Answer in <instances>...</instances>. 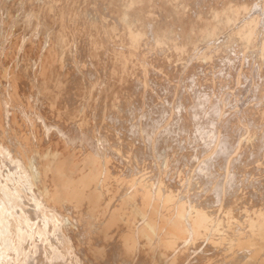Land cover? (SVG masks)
<instances>
[{"label":"bare ground","instance_id":"1","mask_svg":"<svg viewBox=\"0 0 264 264\" xmlns=\"http://www.w3.org/2000/svg\"><path fill=\"white\" fill-rule=\"evenodd\" d=\"M157 1L156 0H141V2H144V4H145L144 8H148L152 4L153 7L152 6L151 7L153 10H154V7L157 10H158V8L161 9L162 10L161 13L163 14V12H164L165 17H167V18L174 17L175 19H177L178 17H183L185 19V21L179 23V24H181L180 28H178V27L176 28L172 24H170L171 26H169L168 24H165L166 22L164 23L163 21H157L161 17L159 16L160 17L159 18L158 16L154 15L153 21H154V19L156 20V17H158V19L156 21L159 22V24H156V26L153 25L151 28L152 29L151 30L152 31L151 36L153 37V42H151L152 40H150V36L148 35V29H147L148 27L143 26V28H140V27L137 28V24H134L132 22L135 26H134V29H131V30H133L134 32L132 31V33H130L128 30H126V27H125V28H122V33L119 34L118 33L119 31L118 32L116 31L114 33V38L115 39L119 38L118 41H120V43L122 45L121 47L107 46V47H105V49H101V48L89 49V48L85 47L84 49H82L84 51V55L86 54L88 57H90L92 62L95 64H93V67L90 66L87 69H83V70L82 69L79 70V68H80L79 67L78 71L75 68V66H74V68L76 70L74 68H73L74 70L72 69L74 63H72V62L70 63V66L72 64L71 68H69L70 66L66 67V64L69 63L68 62L69 60H66L67 63H65V59H67L66 57L70 58L74 54L72 52V48H71L72 37L69 36V33H65L64 31L62 32V30H60V31L56 30L55 35L58 38V42L56 43L57 46L56 47L55 46L50 47L47 50V52L44 54L43 59H41L39 61L36 59H30V58L28 59V56L26 55L27 53H25V55H23V56H20V61H19L18 65L14 67L15 69L13 71H12V69H10L7 85H5V86L2 85L3 87L1 86L2 89L5 91V93H2L3 91L1 92V90H0V152H3V154H5V153L9 154L10 152H12V148H13L12 146H14V148H16V151L14 152V154H12V157H13L14 161H17V163L22 168H24L26 170V172L29 176V179H30L29 183L32 184L31 187H35V188H33L34 192H32V193H34L35 197L38 199V202H39L37 207L34 208L35 211L32 208H30V211L28 213V221L27 220L22 221L19 219H16V220L13 219V221H12L11 220L12 215L10 217L6 215L7 213H8V215H9V213L11 214V212L10 211L7 212V210H6L7 213H5V215L0 216V228L1 227L4 228L3 238H2L1 242L3 245L9 246L10 242L16 240V238H19L18 236L23 235V234L26 236V234H27L26 232L32 231V230H30L32 228L31 223H32V221L36 222L35 221L36 219H38V220L42 219L45 223V224L43 223V225H45L47 227L46 229L48 231V232L46 231L44 226H43L44 231L42 230L43 228L41 229L43 232H41V231L39 232L36 229L38 234H40V235H42V233L46 234V237L45 236L43 237L44 242L43 241L37 242V243H35L34 246L32 244L31 250H26V254L22 251L26 255L25 260H23L25 262V264H241L240 259L243 256L242 253H246L245 257H248V261L246 263L243 262L246 259L244 257L245 259L242 261L244 264H264V205L261 206L260 208H253V206H252L253 204H251V202L246 204L248 201L246 202V192H244V188L246 186H250L253 182H252L251 178L249 177L250 175L246 171L247 167H246V164L243 162V160H242V162L244 163V166H242L241 162L235 163L236 156H228L231 149H233L236 146L235 141L238 140V138L236 139L235 137L238 135H236L235 137L233 136L234 138L232 137L234 139V142H235L233 144L234 145L233 146L231 142H229V144L220 142V140L223 141V140H226L227 138L226 139L223 138V140H222L221 139L222 136H221V138L218 136V130H215L217 128L219 129V127L221 128V126H224L222 124L226 121V119H224L225 114H224V116H222L225 121L222 122V119L220 117V119H221L220 123H222V124H221V126L219 125L218 127L216 124L217 122L215 120H214V122H216V123L211 124V126H210L208 120H211V119L206 118L207 119L206 123L209 124L208 125L209 127H212V125L213 126L216 125L215 126L216 128L214 127L215 129H212L210 132H208L209 127H207V132H203L204 136L206 135L205 139L209 135V139L211 140L210 142L215 143V144H213V147H212L213 151L211 153L209 152L206 155V157H204L203 159L200 158L202 162H200L201 163L200 165L199 164L197 165L199 167V173L198 174L195 173L197 175L196 177H198V180L194 181V179L188 178V179L183 181L180 178L184 183H181L180 186H178V185H176V182H173L171 180V177H169L173 173L172 172L171 174H169V172L171 171L170 170L171 165H172L173 161H175L174 159L176 157H178V156L174 157L175 150L176 151L178 150V149L174 150L175 146H173V144H172V142L175 143L174 142L175 140L172 139L173 141L170 142V140L172 138L171 133L174 131L173 127L176 128V126H175L176 124L173 123V119L176 116H174V114L168 116L165 119V122L163 124V129H162V126H161V128H159V125L164 120L161 122H159V120L158 121L153 120V114L152 113H151L152 115L150 113H147L145 120H143L145 117V114H142L144 117H141L140 116L141 114L137 115L139 113L138 111H140L141 109L138 108L139 110H136V107H135L136 101L134 102V100L136 99L135 94H138L137 93L138 91H136V89H137L136 85H138V84L134 83V81H135L134 79H136L138 81V79H137L138 76H137V78H135L136 77L135 73H137L136 69L138 67H140L142 69V72L144 74L143 79L141 76H139V77H141L142 82H143V87H142L143 92L139 93L142 96V97L139 96V98L141 99V102H142V108H144V106H145V96H146L148 88H149L147 80H146V78H147L146 77L147 67L145 65H143L139 61V58H138L139 57L138 54H139L141 48L144 47V45H150L151 46L150 49H153V51H154V49L159 50L160 48H162V49L168 48V49H170L169 50L170 52L172 51L177 56H179V57L182 56V58H183L184 55L188 56L189 52H190V54L193 55L191 50L196 49L198 47L199 44L197 43V39H196L197 38L196 36L198 34H200L201 36L203 35L202 39L205 40L204 41L205 44L208 43L209 46L207 45L208 46L207 48H209V50L212 52L213 51L215 52L216 49L221 47V44H220V46L219 45L217 46L215 43L213 44L212 41H216L218 38H220L221 35L225 34L227 36L225 38L226 43L223 44V46H222L224 49V48H226L225 46H228V45L230 46V44H233L236 42L237 38L239 37L238 35H237L238 37L236 36L237 29H239L240 26L246 27L245 26L246 24L243 21L252 16V9L247 10L246 13H242L243 15H241L240 17L238 14L242 11V8H244L243 6L245 5V3H246V5H250L254 9L253 3H251L249 0H216V2H214L215 3L214 7L212 6L213 8L212 9L210 8V12L205 17V19L199 20L198 14L194 16V15H192L193 13L190 14L188 12V8H189L188 3H190V2H188V0H174L173 4L169 8H165V6L163 4H161L162 3L161 1H159V0H157ZM206 1H208V0H206ZM198 3L199 2H197V5H198ZM255 3H257V2H255ZM176 6H180V9L178 11L175 9ZM250 6H249V8H251ZM255 6H256V4H255ZM249 8H246V9H249ZM200 9H201V7H200ZM260 9H262V8H260ZM85 10H86V8H85ZM105 10H107V9H105ZM157 10H155V11L157 12ZM80 11L82 13V10H80ZM196 11H194V12L196 13ZM83 12H87V11L83 10ZM90 12H92V11L90 10ZM159 12H160V10H159ZM92 13H94V12H92ZM45 15H47L46 18H48V16H51V14H49V13H45ZM97 15H99V14H97ZM83 16H85V15H83ZM89 16L91 17V15H89ZM89 16H88V18H89ZM99 17L102 18L103 16L99 15ZM138 17H140V16H138ZM49 18H51V17H49ZM119 19L123 20L122 14H121ZM51 21H54L55 26H56V24H58L57 20L52 19ZM248 21H250V20H248ZM226 22H229V24H230V22L231 23L236 22L237 23L236 27H235L236 32H234V31L231 32V30H228V28L224 25ZM262 22L264 23V20H262L261 22L260 21L257 22L258 23V29H259L258 31H260V37L261 38L264 37V32H263L264 29L262 30V28L260 26L262 24ZM243 23L245 25H242ZM50 24H51V22H49V24H47V25L50 26ZM250 25H252V24H250ZM213 27L214 28L217 27V30L211 31V29ZM230 27H231V25H230ZM248 30H249V28H248ZM253 30H254V28H253ZM132 35L133 36L135 35V37H133ZM254 36H256V33L254 34ZM256 37H258V36H256ZM198 39H199V37H198ZM240 39H239V42H240ZM115 42H117V40ZM149 42H151V43H149ZM202 42H203V40H202ZM210 42H212V45H210ZM217 43H219V42H217ZM254 43H256V42H254ZM260 43H261V41H260ZM116 44H118V42L115 43V45ZM246 45H248V44L246 43ZM255 45H253V46H255ZM263 45H264V43H263ZM248 47L249 46H247V48ZM234 49H235V47H234ZM234 49H233V51H234ZM156 50H155V52H156ZM199 50L201 51V49H199ZM205 50H206V48H205ZM207 50L203 53L201 52V54H200V52H199V54L197 53V56L200 59L201 58L208 59L209 57H211V55L214 52L210 54L209 51H207ZM231 50H232V48H231ZM196 51H198V50H196ZM203 51H204V48H203ZM218 51H219V53L221 52V54H222L221 50H218ZM233 51H231V52H233ZM193 52H194V50H193ZM165 53H167V52H165ZM228 53H227V55H228ZM236 53L238 54V52H236ZM236 53L234 56H236ZM168 54H169V52H168ZM168 54H166V55H168ZM225 54L226 53L223 52V55H225ZM152 55H154V54H152ZM166 55H164V57ZM217 55H218V53H217ZM230 55L232 56V53ZM251 55H253V54H251ZM231 56H227V57H230V59H231ZM241 56H240V58H241ZM248 56H243V57L248 58ZM150 57L152 58V56H150ZM158 57H160V56H158ZM168 57H170V56L168 55ZM222 57H224V56H222ZM237 57H239V56H237ZM188 58L191 61V59H190L191 57H188ZM188 58H186V59H188ZM225 58H226V56H225ZM225 58L220 59V60H224ZM152 59H154V57ZM186 59H185V61H186ZM206 59L204 60L205 62H206ZM217 59H218V57H217ZM230 59H228V60H230ZM232 59H231V62L233 63V60L237 59V58L235 57L233 60ZM148 60H149V58H148ZM166 60L170 61L169 58ZM238 60H236V62H238ZM249 60H251V59H249ZM161 61H163V60H161ZM199 61L201 62V60H199ZM214 61H215V59H214ZM241 61H243V59ZM156 62H158V61H156ZM221 62L218 65H221L223 63V62L222 63ZM236 62H234L235 65H236ZM185 63H188V62L186 61ZM195 63H196V61H195ZM226 64H227V62H226ZM178 65H180V64H178ZM188 65L193 66V64H191V63ZM211 65H212V63H211ZM230 65L232 66V64H230ZM237 65H236V68L239 67V66L237 67ZM76 66H77V64H76ZM184 66H185V64H184ZM199 66L204 67L203 63ZM221 66L225 67V64L221 65ZM226 66L229 69V67H228L229 63ZM164 67H166V66H164ZM179 67L182 68L181 66H179ZM211 67H213V66H211ZM176 68H177V66H176ZM221 68L219 67V69H221ZM233 68H235V67L233 66ZM194 69L195 70L197 69V71H198V68H194ZM199 69H200V67H199ZM204 69H205V67H204ZM204 69H203V71H204ZM156 70L157 69H155V71ZM189 70H190V68H189ZM232 70H236V69H232ZM242 70H243V68H242ZM186 71H188V70H186ZM209 71H210V68H209ZM240 71H241V69H240ZM179 72H181V71H179ZM201 72H202V70H201ZM223 72L221 75H223V78H225V75H228V74H225L227 72V70L225 71V73H223ZM231 72H233V71H231ZM235 73H236V71L234 72V74ZM137 74H139V73H137ZM182 74H183V71H182ZM187 74H186V76H189ZM189 74L191 75V72ZM216 74L217 73H215L214 75H216ZM230 74L231 73H229V75ZM237 74H235V75L237 76ZM242 74L243 73L241 72V75ZM201 75L202 74H198V77ZM241 75L239 77L243 78V76H241ZM257 75H259V74H257ZM195 76H197V75H195ZM210 76H212V74H210ZM210 76L208 78H210ZM244 76H246V75L244 74ZM248 76H250V75H248ZM149 77H150V75H149ZM168 77H171V76H168ZM191 77H192V75H191ZM239 77H237V78L239 79ZM152 78H154V77L152 76L151 79ZM203 78H204V76H203ZM181 79H183V78H181ZM215 79H217V77ZM215 79L213 82L218 80V79L217 80H215ZM226 79H227V77H226ZM247 79L248 78L246 77V80ZM262 79L263 78H261V80ZM177 80H178V78H177ZM201 80H202V78H201ZM246 80L244 82L247 83V81H249V80H247V81ZM197 81H200V80H197ZM258 81L256 82V84L260 82V81L259 82ZM170 82H172V81H169V83ZM186 82H188V81H186ZM226 82L227 81H225V83ZM71 83L73 85L75 84V86H72ZM158 83H161V82L157 81V84ZM189 83H190V81H189ZM208 83H209V81L206 84H208ZM215 83L219 84V82H215ZM241 83H242V81H241ZM214 84L213 85L211 84V85L214 86ZM222 84H223V82H222ZM178 85L182 86L180 84H178ZM192 85H194V84H192ZM219 85H221V83ZM248 85H250V84H248ZM71 86L76 87L75 88V90L77 89L76 93H75L76 96H79L78 97L79 99L83 98V103H82V101H80L82 105L78 104V102H77L78 98L75 97V94L73 97H75L77 100L76 101L74 100L73 104L70 100V103H69L68 100L72 97V96L68 97V95H71L70 94L71 93L70 92ZM205 86L206 85L204 83V87ZM230 86H231V84H230ZM172 87H174V86H172ZM193 87L197 88V86H193ZM238 87H239V85H238ZM246 87H248V86H246ZM208 88H207V91L210 90ZM224 88H227V86L223 87L222 89H224ZM250 88H252V86H250ZM253 88H254V86H253ZM257 88L259 89V87H257ZM257 88H254V89H257ZM181 89L183 90V86H182V88H180V90ZM187 89H188V87H187ZM198 89H200V86L198 87ZM204 89H203V91H204ZM190 90H189V92H190ZM200 90H202V89H200ZM200 90H198V91H200ZM216 90H214V88H213L214 92ZM221 90L219 91V88H218L217 91L221 92ZM241 90L243 92L244 89L241 88ZM172 91H173V89H172ZM177 91H179V90H177ZM213 91H211V92H213ZM244 91L246 92V90H244ZM73 92H75V91H73ZM168 92H170V90ZM185 92H184L183 96H186ZM245 92H243V93L245 94ZM247 92H248V90H247ZM253 92H257V91H253ZM151 93H153V92H151ZM179 93L181 95L180 91H179ZM190 93L192 94V92H190ZM239 93H240V91H239ZM182 94H183V91H182ZM194 94H195V92H194ZM219 94H221V93H219ZM249 94H251V92ZM159 95H161V93ZM180 95H179V98H180ZM196 95L198 96V93ZM200 95H202V93H200ZM208 95H209V92L207 93V95H204V96L209 97L211 94L209 96ZM229 95H230V93H229ZM256 95H257V93H256ZM259 95H261V97H262V94H259ZM158 97H160V96H158ZM214 97H216L215 94L213 95L212 99H215V101L217 102L219 99H216ZM245 97L243 95L244 99H245ZM263 97H264V95H263ZM67 98H68V100H66ZM162 98H163V96H161V99ZM194 98H193L192 102L194 101ZM196 98H198V97H196ZM222 98H223V96H222ZM235 98H237V97H235ZM250 98H249V100H250ZM190 100H191V97H190L189 101ZM233 100H234V98H233ZM247 100L248 99L246 98L245 101L247 102ZM157 101H159V100H157ZM176 101H179V100H176ZM199 101H200V99H199ZM206 101H208V100H206ZM215 101L213 103H215ZM226 101H224V103ZM257 101H259V100H257ZM257 101H254V102L257 103ZM5 102H9L12 106L16 105L19 108L18 110L22 113L23 116L22 117L20 116V118H19V116H18L19 114L16 113V116L8 117L7 114H4V111L6 110V108H4V106L1 103H5ZM75 102L77 103L76 106L74 105ZM221 102H223V100ZM262 102H263V100H262ZM200 103L201 104H199V102H198L199 106L202 105V102H200ZM213 103H212V108H214ZM251 103H253V102H251ZM260 103L261 102L259 101V104ZM134 104H135V106H134ZM182 104H185V103H182ZM204 104L206 105V103H204ZM204 104H203V106H204ZM245 104H243L244 107H245ZM165 105H166V103H165ZM176 105H177V103H176ZM209 105L211 106V104H209ZM221 105H222V103H221ZM257 105L258 104H256V106ZM203 106H200V108H202ZM223 106L224 105H222L221 107H223ZM238 106H240V105L238 104ZM179 107H177L178 111H177V108L175 109L177 112H179V109H181ZM221 107L216 106V108H221ZM257 107L260 108L261 106L259 107V105H258ZM165 108H166V106H165ZM174 108H175V106H174ZM207 108H209V106ZM242 108H241V110H242ZM188 109L190 110V107ZM193 109H194V107H193ZM233 109H239V108H233ZM155 110H157V109L155 108ZM215 110H217V109H215ZM220 110H217V111L219 112ZM244 110H245V108H244ZM206 111H209V109ZM229 111H227V112H229ZM26 112H27V114L31 115V117H28L29 118L28 123H32V125H33V128L30 130H29L28 126L26 127V124H24L25 119H26V117L24 118V115ZM128 112H130V115H127ZM170 112H171V110H170ZM177 112H176V114H177ZM187 112H189V111L187 110ZM193 112H194V110H193ZM230 112H232V114H230V115H234V114H235V116L238 115L237 112L234 113L233 110ZM246 112L248 114V111H246ZM246 112H245V114L240 113V115H244L246 117ZM258 112H260V111L258 110ZM182 113H184V112H182ZM185 113H184V115H185ZM215 113H216V115H218L217 112H215ZM148 114L150 116H148ZM200 114H201V112H200ZM202 114H203V111H202ZM202 114L200 115L201 119L202 118L204 119V117H207L206 116L207 113L205 114V116L203 115V117H202ZM156 115H157V113H156ZM222 115H223V113H222ZM230 115H228V121H229V117H231ZM197 116H199V113L197 114ZM214 116H215V114H214ZM252 116H251V118H252ZM125 117L127 118L126 122H128V120H131V125H132L131 129H128L129 126H127V123H123V122H125L124 121ZM128 117H129V119H128ZM164 117H165V115H164ZM192 117H194V116H192ZM192 117L187 114L183 118L184 123H185V125H184L185 127H186V125L188 126V128H192V127L196 126V123L198 120L197 121L195 120L196 123H195V125L193 124L194 126L189 127L190 124H192ZM245 117H243L244 118L243 120H245ZM239 118H241V117H239ZM198 119H200V118H198ZM218 119H219V115H218ZM236 119H237V121L239 120L238 117ZM151 120H153V121H151ZM235 120H232V121L237 122ZM243 120L240 119V122L238 121L237 124L239 123V124H241L242 127L247 128L246 129L247 133H245V134H248V137H250V138L254 137V135H255L254 133H257V132H255V130H254V133H253V129L251 127L256 125V123L254 125H250L251 127L249 129V127L247 126V124H249V122L246 124L243 122L244 123L243 124L242 123ZM253 120L254 119L252 118L251 121L253 122ZM175 121H176V119L174 120V122ZM232 121H230V123ZM257 121H258V119H257ZM263 121H264V119L262 120V123H263ZM71 122H75V124L74 123L72 124ZM234 122H232V123H234ZM179 123H181V122H179ZM179 123H178V125H179ZM198 123H200V122H198ZM201 123L203 124V122H201ZM210 123H211V121H210ZM258 124H260V122ZM199 125H198V128H199ZM232 125L230 124L231 127H232ZM230 126H229V129H227V130L231 129ZM93 127L98 128L97 131H99L100 135L98 132L93 133L94 132L93 130H95ZM233 127L235 128V126H233ZM237 127H238V125H237ZM260 127H258V129ZM92 128H93V130H92ZM180 128H181V126H180ZM160 129H162V130H160ZM201 129L203 131V127ZM236 129H234V130H236ZM238 129H240V128L238 127ZM191 130H190V132H191ZM220 130H223V129H220ZM28 131H30V132H28ZM183 131L182 132L180 131L181 135H182ZM186 131H188V130H186ZM230 131H233V130H230ZM177 132H179V131H177ZM222 132H224V130ZM187 133L185 132V134H187ZM194 133L199 134L197 131ZM194 133L192 131V135L195 137ZM207 133H209V134H207ZM226 133H228V131ZM231 133L232 132H230V134ZM234 133L237 134V130H236V132L234 131ZM189 134H191V133H189ZM172 135L174 138V134H172ZM199 135H197V136H199ZM221 135H223V133ZM227 135L228 134H226L225 136L227 137ZM231 135H233V133ZM258 135L259 134H257V136ZM181 137L179 136V138H181ZM201 137L203 138V140L202 141L200 140V141H201V143H203L204 137L200 136V138ZM239 137L244 138L243 136H241V134ZM259 137H257V138H259ZM263 137H264V135H263ZM263 137L261 136V139ZM193 138H192V140H195ZM261 139H259V141ZM228 140H229V138H228ZM250 140L253 141V139H250ZM97 141H99V142L97 143ZM177 141L179 142V140H177ZM182 141H183V139H182ZM197 141H199V139L196 140L195 143H197ZM200 141H199V143H200ZM205 141H207V140H205ZM240 141H241V139H240ZM262 141L263 140H261L260 142H262ZM185 142H187V141H185ZM260 142L257 143V145L261 144ZM180 143H178L176 145H179ZM220 143H222L223 146H221ZM244 143L246 144V142H244ZM253 143H256V142L253 141ZM183 144L184 143L182 142V145ZM203 144H205V146H206V143H203ZM99 146L101 148H99ZM161 146H163L164 151L162 149L163 153L159 154L160 151L158 152V150H160ZM183 146H185V145H183ZM183 146H182V148H183ZM200 146H202V144H200ZM211 146H212V144H211ZM239 146L240 145H238V149H239ZM249 146H251V145H249ZM249 146L247 144V147H249ZM255 146H256V144H255ZM219 147H221L220 150L218 149ZM240 147L243 148L242 146H240ZM252 147L253 146H251V148ZM261 147H258V148L256 147V148L259 149ZM190 148H191V150H193V147H189V149ZM201 148L202 147H200V149ZM206 148H208V145L206 146ZM251 148H250V150H251ZM99 149H101V151H102L101 153H99V151H100ZM171 149H172V151H171ZM204 149H205V147H204ZM183 150H185V149H183ZM188 150H187V152H188ZM194 150H195V148H194ZM218 150H219V152L217 153L216 151H218ZM259 150H260L259 152L262 151V149H259ZM23 151L28 152V155L26 157L23 156V153H22ZM146 151L147 152L149 151V154L147 153L149 156L146 155ZM156 151L158 152V154L156 153ZM181 151H180V153L182 155L183 151L182 152ZM234 151H236V150H234ZM194 152H193V154H194ZM204 152H205V150H204ZM204 152L202 153L203 155H204ZM239 152H238V154H240ZM263 152H264V150H263ZM200 153H201V151H200ZM214 153L216 154L215 156H213ZM232 153H235V152H232ZM185 154H187V153H185ZM191 154L189 156H191ZM193 154H192V157L194 156ZM218 154L219 155L222 154V156L219 157ZM246 154H247V152H246ZM248 154H250V153H248ZM258 154L259 153L257 152V155ZM196 155H197V153H196ZM247 155L246 156L242 155V156L247 157ZM250 155H252V154H250ZM257 155L255 154V156H257ZM146 156L153 158L151 161H148V162L149 163L152 162V166H151L152 170L150 169V172H154L155 174L148 173L149 171L147 172L144 169L145 166H143V169H142V166H141V168L139 167L140 161L142 162V164H144L143 159ZM189 156L186 157V159L191 158ZM249 156H248V158H249ZM260 156H262V153ZM182 157L184 160L185 156L182 155ZM196 157H198V156H195L194 158H196ZM194 158H192L193 161L196 160V159L194 160ZM248 158H246V160H248ZM260 158H262V160L264 159L263 157H260ZM260 158H256V159L260 160ZM0 159H1V156H0ZM176 160H179V159H176ZM199 160H196V161H199ZM237 160H240V159H237ZM249 160L254 161L256 163L255 159L252 160V158H249ZM145 161L147 162L146 159H145ZM0 162H1V160H0ZM134 162H135V164L139 163V165L137 166V164H136V167L135 168L133 167L131 169V167H132L131 165L132 164L134 165ZM125 163L130 164L129 165V166H131L130 169L127 170ZM185 163H188L187 160ZM247 163L249 164V161ZM252 163L253 162H251L250 166L252 165ZM1 164H3V163H1ZM180 165H182V164H180ZM191 165H192V162H191ZM253 165H256V164H253ZM183 166H184V164H183ZM188 166H189V164H188ZM219 166L225 167L226 172L221 173V170L223 167L220 168ZM147 167H150V166H147ZM173 167H174V165H173ZM180 167H182V166H179V168ZM191 167H193V166H190V168ZM217 168H219L220 172L218 171L219 172L218 175H215ZM252 168H254V166ZM173 170L175 171V168ZM188 170H189V168H188ZM196 170H197V168H196ZM140 171H142L141 175L138 174ZM179 171L181 172V170H179ZM187 171L185 173H187ZM191 171H190V173H191ZM243 171H244V173L240 174ZM225 174H227V176H228L227 177L228 183L227 182L225 183L227 186L223 185L225 179L224 178H223V180L221 179V176H224ZM173 175H174V173H173ZM180 175L178 173V176H180ZM186 176L187 175L185 174V177ZM188 176H189V173H188ZM175 177L173 178V180H175ZM179 180H175V181H179ZM220 181L223 182L222 185L225 188L219 187L218 184L220 183ZM222 185H220V186H222ZM26 186H28V185H26ZM156 189H157V191H156ZM159 190L160 191L162 190L163 192H166V193H168L169 196H171L170 202L172 201V199H174L173 203L175 204V206H174V204H173V206L176 209L175 211L177 212V213L176 212H174V213H176L177 216L180 215L179 217H181V218L178 217V221L175 223L170 221L171 223H174V225H172L171 227L166 226L168 228V230L166 228L167 232L163 233V235L161 232V227H163L162 225H164V229H165V225H168L167 223L169 221H167V220H166L167 222L164 221L165 217L163 218V215L161 213L162 210L161 211L158 210L159 208L157 209L156 206L153 205V199L155 198V193L156 192L158 193ZM230 191H232V192H230ZM233 192H234V196H233ZM226 193H228L230 195L232 194L231 196H233V197L229 196V198H227V196L225 195ZM158 195L160 196L159 193H158ZM168 195H165V196H168ZM169 196H168V198H169ZM187 196H188V199L186 198ZM6 198L7 199H4V200H6L7 202L8 201L13 202V200L16 197L14 195L13 196L7 195ZM159 199L160 198H157L156 200H159ZM162 200H163V198H162ZM164 200L166 202V198ZM24 202L26 203L25 200H24ZM155 202L157 204L159 203L157 201H155ZM160 202H161V204L160 203L159 204L161 206L163 204H165V203H162V201H160ZM167 202L170 203L169 201H167ZM2 203L4 204L3 201H2ZM13 205H15V202L13 203ZM5 206H8V205H5ZM10 206H9V208H11ZM1 207H2V205H1ZM157 207H159V205ZM4 208H6V207L3 206L2 210ZM162 209H163V207H162ZM167 209H169V208L167 207ZM173 209L170 208V210H172V211H173ZM164 210H165V208H164ZM167 211L168 210H166L165 212H167ZM168 215H169V213H168ZM170 215H171V213H170ZM177 216H176V218H177ZM221 216H222V218H221ZM45 217H47L48 219L46 220ZM171 218L172 217L170 216V219L168 218V220H172ZM176 218H175V221L177 220ZM214 220L215 221L218 220V221L215 222ZM243 227H244V229H243ZM24 231L26 234L24 233ZM23 238H25V237H23ZM26 239H27V236H26ZM28 239H29V237H28ZM25 240H24V242H25ZM26 241H28V240H26ZM34 241H35V239H34ZM14 242H19V241L17 240ZM21 242H19V243H21ZM22 244H26V242L22 243ZM27 244L29 245V243H27ZM21 247L22 246H20L19 250L21 249ZM27 247H23V248H27ZM6 248H8V247H5V249ZM13 250H14V247H13ZM11 251H12V249H11ZM15 251L17 252L16 249H15ZM15 251H14V253H16ZM27 253H29V254H27ZM22 255L23 254H21V256ZM10 257H12V258L8 257L10 259V260L7 259L8 261L6 259H5V261L3 260L4 264H8V263L18 264L19 263L20 256L17 257V256H15V254H13V255L10 254ZM11 259H13L12 261L14 263L11 261ZM2 264H3V262H2Z\"/></svg>","mask_w":264,"mask_h":264},{"label":"rangeland","instance_id":"2","mask_svg":"<svg viewBox=\"0 0 264 264\" xmlns=\"http://www.w3.org/2000/svg\"><path fill=\"white\" fill-rule=\"evenodd\" d=\"M157 1V0H156ZM159 1H161L162 3L161 4H163L164 6H165V8H169L172 4H173V1L174 0H159ZM195 3H194V2ZM206 0H188V2H190V3H188V5H189V8H188V12L190 13V14H192V15H197L198 14V18H199V20H201V19H205V17L209 14V12H210V8L212 9L213 7H214V5H215V3L214 2H216V0H208V1H206ZM251 3H253V7H254V9L250 6V5H246V3H245V5L243 6L244 8H242V11L238 14L239 15V17L241 16V15H243L242 13H246L247 12V10H250V9H252V16L250 17V18H248V19H246V20H244L243 22L246 24H242V25H245L246 27H244V26H240L239 27V29H237V34H236V36L240 39V42H239V39L237 38V40H236V42L235 43H233V44H230V46L228 45V46H225L226 48H224L223 49V44H225L226 43V35L225 34H223V35H221L220 36V38H218L216 41L217 42H219V43H217L216 41H212L213 42V44L215 43L217 46L219 45L220 46V44H221V47H219L218 49H216L215 50V52L213 53L212 51H210L209 50V48H207L209 45H208V43L207 44H205V40L204 39H202L203 38V35L201 36L200 34H198L196 37V39H197V43L199 44L198 45V49L196 48V49H193L194 50V52H193V50H191V52L193 53V55L192 54H190V52L188 53L189 55L187 56V55H184L183 56V58H182V56L181 57H179V56H177L176 54H174L172 51L170 52L169 50L170 49H168V48H164V49H162V48H160L159 50L161 51H159V50H156V49H154V51H153V49H150L151 48V46L150 45H144V47H142L141 48V50H140V52H139V54H138V58H139V61L143 64V65H145L146 67H147V74H146V80H147V83H148V86H149V88H148V91H147V94H146V96H145V106H144V108H142V102H141V99L139 98V96H141V94H139L140 92H143V82H142V79H143V72H142V69L140 68V67H138L137 69H136V72L137 73H139V74H137V73H135V78H137V76H138V81L136 80V79H134L135 81H134V83H136V84H138V85H136V91H138L137 93L138 94H135L136 96V99L134 100V102L136 101V106H135V104H134V106L136 107V110H139V109H141L140 111H136L138 114L137 115H140L141 117H144L142 114H145V117H144V119L143 120H145V118H146V115H147V113H152L153 114V120H159V122H161V121H163V122H161V124L159 125V128H161V126H162V129H163V124H164V122H165V119L168 117V116H170V115H172V114H174V116H176V117H174V119H173V123L174 124H176L175 126H176V128L175 127H173L174 128V133L172 132L171 133V136H172V138H171V140H170V142H172L173 140L172 139H174L175 141V143H173L172 142V144H173V146H175L174 147V150L175 149H178L177 151L175 150V152H174V157H176V156H178V157H176L174 160L177 162H175V161H173V163H172V165H171V168L173 167V165H174V167L171 169L170 168V172H169V174H171L172 172L174 173V175H173V173L171 174V176H169V177H171V180L173 181V182H176V185H178V186H180V184L181 183H184L183 181L184 180H186V179H188V178H191V179H194V181H196V180H198V177H196L197 175L196 174H198L199 173V167L197 166L198 164L200 165L201 163L200 162H202L201 161V159H203L204 157H206V155L210 152H212L213 151V149H212V147H213V144H215L214 142H210L211 140L209 139V135L206 137V139H205V136H204V133L203 132H207V127H209L208 125L210 124V126H211V124H215L216 122V124H217V127L220 125L221 126V124L222 123H220L221 122V119H222V122H224L225 120L224 119H226V121L222 124V125H224V126H221V128L219 127V129L217 128V129H215L216 127V125H212V127H209V129H208V132H210L212 129H215V130H218V136L221 138V136H222V140H223V138H227L226 140L228 141H226V140H223V141H221L220 140V142H223V143H226V144H229V142H231L232 143V145L236 142V148L234 147L233 149H231V151L229 152V154H228V156H236V158L237 159H240V160H237L236 158H235V163H239V162H241V164H242V166H244V163L246 164V167H247V172H248V174L250 175L249 177L251 178V180H252V184L250 185V186H246L245 188H244V192H246V204H248L249 202H251V204H253L252 206H253V208H260L261 206H263L264 205V159L262 160V158H260V157H263L264 158V152H263V150H264V137H263V135H264V121H263V123H262V120L264 119V97H263V95H264V45H263V43H264V37H260V31H258L259 29H258V23L257 22H261L262 20H264V0H249ZM158 2V1H157ZM197 2H199L198 3V5H197ZM204 2V3H203ZM255 2H257V3H255ZM192 3V4H191ZM206 3V4H205ZM103 4V5H102ZM209 4V5H208ZM255 4H256V6H255ZM260 4V5H259ZM200 5V6H199ZM202 5V6H201ZM207 5V6H206ZM86 8V10H85V8ZM151 6H152V4H151ZM148 7V8H144L145 7V4H144V2H141V0H0V90H1V92L2 93H5V91L2 89V87L3 86H5V85H7V81H8V78H9V72H10V69H12V71L15 69L14 67L15 66H17L18 65V63H19V61H20V56H23V55H25V53H27L26 55L28 56V59L30 58V59H36V60H41V59H43V56H44V54L47 52V50L50 48V47H52V46H57V42H58V38L56 37V35H55V32H56V30L57 31H60V30H62V32L64 31L65 33H69V36H71L72 37V41H71V48H72V52L74 53L73 54V56L72 57H66L67 59H65V63H67L66 62V60H69L68 62V64H66V67L67 66H70V63L72 62V63H74L73 64V67H72V64H71V66L69 67V68H71L72 67V69L74 68V66H75V68L77 69V71H78V68H79V70H83V69H87L88 67H93V64H95V63H93L92 62V60L90 59V57H88L86 54V56L84 55V51L82 50V49H84L85 47H87V48H89V49H91V48H101V49H105V47H107V46H111V47H113V46H117V47H121L122 45H121V43H120V41H118L119 40V38H117V39H115L114 38V33L117 31H119L118 33L120 34V33H122V28H125L126 27V30H128L130 33H132V31L133 30H131V29H134V24H137V28L138 27H140V28H143V26H145V27H148L147 29H148V35L150 36V40H152L151 42H153V37L151 36V34H152V26L154 25V26H156V24H159V22H157V21H163L165 24H168L169 26H171L170 24H172L173 26H175L176 28L178 27V28H180L181 27V24H179V23H181V22H183V21H185V19L183 18V17H178L177 19H175L174 17H169V18H167V17H165V13L163 12V14L161 13L162 12V10L161 9H159L158 8V10L154 7V10L152 9V7ZM192 6V7H191ZM213 6V7H212ZM249 6L251 7V8H249ZM198 7V8H197ZM200 7H201V9H200ZM203 7V8H202ZM231 7V6H230ZM229 7V8H230ZM128 8V9H127ZM246 8H249V9H246ZM260 8H262V9H260ZM105 9H107V10H105ZM177 11L180 9V6H176V8H175ZM195 9V10H194ZM199 9V10H198ZM80 10H82V13H81V11ZM83 10L84 11H87V12H83ZM90 10L92 11V12H94V13H92V12H90ZM155 10H157V12L155 11ZM159 10H160V12H159ZM193 10V11H192ZM197 10V11H196ZM105 11V12H104ZM194 11H196V13L194 12ZM90 12V13H89ZM156 12V13H155ZM45 13H49V14H51V16H48V18L49 17H51V18H46L47 17V15H45ZM88 13V14H87ZM92 13V14H91ZM158 13V14H157ZM195 13V14H194ZM95 14V15H94ZM97 14H99L100 16H103L102 18H100L99 17V15H97ZM121 14H122V16H123V20H120L119 18H120V16H121ZM162 14V15H161ZM83 15H85V16H83ZM89 15H91V17L89 16ZM94 15V16H93ZM160 16L159 18L161 19H158V17H156V20L154 19V21H153V16ZM164 15V16H163ZM88 16H89V18H88ZM119 16V17H118ZM138 16H140V17H138ZM85 17V18H84ZM164 18V19H163ZM52 19H54V20H57V23L58 24H56V26H55V23H54V21H51ZM88 19V20H87ZM258 19V20H257ZM261 19V20H260ZM177 20V21H176ZM248 20H250V21H248ZM122 21V22H121ZM252 21V22H251ZM49 22H51V24H50V26L49 25H47V24H49ZM134 24H133V23ZM174 22V23H173ZM155 23V24H154ZM252 24V25H250V24ZM175 24V25H174ZM207 24V23H206ZM227 24V25H226ZM236 22H230V24H229V22H226L224 25L228 28V30H231V32H236V30H235V27H236ZM256 24V25H255ZM54 25V26H53ZM230 25H231V27H230ZM248 25V26H247ZM264 25V23L262 22V24L260 25L261 26V28H262V30L264 29L263 26ZM256 26V27H255ZM128 27V28H127ZM244 27V28H243ZM214 28V27H213ZM211 29V31H213V30H217V27H215L214 29ZM248 28H249V30H248ZM253 28H254V30H253ZM242 29V30H241ZM131 30V31H130ZM246 30V31H245ZM253 30V31H252ZM134 32V31H133ZM248 32V33H247ZM263 32H264V30H263ZM256 33V36H258V37H256V36H254V34ZM253 34V35H252ZM259 34V35H258ZM137 35V34H136ZM133 36V35H132ZM133 37H135V35L133 36ZM198 37H199V39H198ZM254 37V38H253ZM134 39V38H133ZM203 40V42H202V40ZM262 39V40H261ZM117 40V42H118V44H116L115 45V43H117V42H115ZM221 40V41H220ZM223 40V41H222ZM260 41H261V43H260ZM151 42H149V43H151ZM212 42H210V45H212ZM221 42V43H220ZM223 42V43H222ZM250 42V43H249ZM254 42H256V43H254ZM204 43V44H203ZM246 43L248 44V45H246ZM236 46H235V45ZM256 44V45H255ZM120 45V46H119ZM206 45V46H205ZM208 45V46H207ZM245 45V46H244ZM253 45H255V46H253ZM258 45V46H257ZM261 45V46H260ZM125 46V45H124ZM233 46V47H232ZM247 46H249L248 48H247ZM252 48H251V47ZM147 47V48H146ZM202 47V48H201ZM228 47V48H227ZM230 47V48H229ZM234 47H235V49H234ZM246 47V48H245ZM203 48H204V51H203ZM205 48H206V50L207 51H209V53L211 54V53H213L212 55H211V57H209L208 59H206V58H199L198 56H197V53L199 54V52H200V54H201V52L203 53V52H205L206 50H205ZM222 48V49H221ZM231 48H232V50H231ZM240 48V49H239ZM259 48V49H258ZM199 49H201V51L199 50ZM212 49V48H211ZM227 49V50H226ZM233 49H234V51H233ZM255 49V50H254ZM143 50V51H142ZM146 50V51H145ZM155 50H156V52H155ZM196 50H198V51H196ZM218 50H221L222 51V54H221V52L219 53V51ZM230 50V51H229ZM239 50V51H238ZM241 50V51H240ZM145 51V52H144ZM196 51V52H195ZM218 51V52H217ZM227 51V52H226ZM231 51H233V52H231ZM260 51V52H259ZM144 52V53H143ZM163 52V53H162ZM165 52H167V53H165ZM168 52H169V54H168ZM218 53V55H217V53ZM223 52L224 53H226L225 55H223ZM231 52L232 53V56L229 54V53ZM236 52H238V54L236 53ZM242 54H241V53ZM146 53V54H145ZM161 55H160V54ZM165 53V54H164ZM216 53V54H215ZM227 53H228V55H227ZM234 53V54H233ZM235 53H236V56H234L235 55ZM152 54H154V55H152ZM166 54H168L170 57H168V55H166ZM220 54V55H219ZM250 54V55H249ZM251 54H253V55H251ZM256 54V55H255ZM142 57H141V56ZM160 56V57H158V56ZM164 55H166L165 57H164ZM175 55V56H174ZM195 55V56H194ZM216 55V56H215ZM242 55V56H241ZM249 55V56H248ZM150 56H152V58L154 57V59H152ZM193 56V57H192ZM222 56H224V57H222ZM225 56H226V58H225ZM227 56H231V59L233 58H237V59H232L233 60V63L231 62V59H230V57H227ZM234 56V57H233ZM237 56H239V57H237ZM240 56H241V58H240ZM243 56H248V58L246 57H243ZM88 57V58H87ZM176 57V58H175ZM188 57H191L190 59H191V61L189 60V58ZM198 57V58H197ZM214 57V58H213ZM217 57H218V59H217ZM243 57V58H242ZM72 58V59H71ZM105 58V57H104ZM148 58H149V60H148ZM165 58V59H164ZM169 58V60L170 61H168V60H166V59H168ZM171 58V59H170ZM186 58H188V59H186ZM193 58V59H192ZM212 58V59H211ZM223 58H225L224 60H220V59H223ZM245 58V59H244ZM258 58V59H257ZM144 59V60H143ZM177 59V60H176ZM185 59H186V61L188 62V63H185L186 61H185ZM203 59V60H202ZM206 59V62L204 61ZM214 59H215V61H214ZM228 59H230V60H228ZM239 59V60H238ZM243 59V61H241ZM249 59H251V60H249ZM72 60V61H71ZM75 60V61H74ZM148 60V61H147ZM161 60H163V61H161ZM166 60V61H165ZM198 60V61H197ZM199 60H201V62L199 61ZM209 62H208V61ZM212 60V61H211ZM217 60V61H216ZM228 60V61H227ZM236 60H238V62H236ZM245 60V61H244ZM254 60V61H253ZM90 61V62H89ZM156 61H158V62H156ZM175 63H174V62ZM178 61V62H177ZM185 61V62H184ZM190 61V62H189ZM195 61H196V63H195ZM225 64V67L223 66H221V65H224L222 62ZM227 62V64H226V62ZM241 61V62H240ZM248 61V62H247ZM76 62V63H75ZM149 62V63H148ZM200 62V63H199ZM215 62V63H214ZM218 62V63H217ZM220 62L222 63L221 65H218V64H220ZM234 62H236V65H237V67L238 68H236V65L234 64ZM241 64H240V63ZM167 63V64H166ZM173 63V64H172ZM193 64V66L192 65H188V64ZM203 63V66L205 67V69H204V67H202V66H199V65H201ZM206 63V64H205ZM211 63H212V65H211ZM228 63H229V69L227 68V66L226 65H228ZM76 64H77V66H76ZM89 64V65H88ZM151 64V65H150ZM170 64V65H169ZM178 64H180V65H178ZM184 64H185V66L187 67H185L184 66ZM187 64V65H186ZM207 66H205V65ZM215 66H214V65ZM230 64H232V66L230 65ZM234 64V65H233ZM240 64V65H239ZM88 65V66H87ZM175 65V66H174ZM210 67H209V66ZM242 65V66H241ZM164 66H166V67H164ZM176 66H177V68H176ZM179 66H181L182 68H180ZM190 66V67H189ZM192 66V67H191ZM211 66H213V67H211ZM233 66L235 67V68H233ZM82 67V68H81ZM164 69H163V68ZM168 67V68H167ZM185 67V68H184ZM190 68V70H189V68ZM199 67H200V69H199ZM219 67L221 68H225L224 70L221 68V69H219ZM232 67V68H231ZM74 68V69H75ZM150 68V69H149ZM153 68V69H152ZM157 69L156 71H155V69ZM180 68V69H179ZM194 68H198V71H197V69L195 70ZM209 68H210V71H209ZM217 68V69H216ZM241 69V71H240V69ZM242 68H243V70H242ZM73 69V70H74ZM75 69V70H76ZM203 69H204V71H203ZM232 69H236V70H232ZM263 69V70H262ZM152 70V71H151ZM166 70V71H165ZM168 70V71H167ZM186 70H188V71H186ZM201 70H202V72H201ZM208 70V71H207ZM216 70V71H215ZM219 72H218V71ZM222 70V71H221ZM227 70V72L225 73V71ZM164 73H163V72ZM176 71V72H175ZM179 71H181V72H179ZM182 71H183V74H182ZM224 71V72H223ZM231 71H233V72H231ZM236 71V73L235 74H237V76L234 74V72ZM163 74H162V73ZM168 74H167V73ZM178 72V73H177ZM186 72V73H185ZM191 72V75H192V77H191V75L189 74ZM193 72V73H192ZM201 72V73H200ZM206 72V73H205ZM209 72V73H208ZM217 73L216 75H214L215 73ZM222 72L223 73H225V74H228V75H225V78H223V75H221L222 74ZM241 72L243 73L242 75H241ZM154 73V74H153ZM166 73V74H165ZM175 75H173V74ZM176 73V74H175ZM188 73V74H187ZM208 73V74H207ZM229 73H231L230 75H229ZM240 73V74H239ZM179 74V75H178ZM181 74V75H180ZM185 74V75H184ZM186 74L187 75H189V76H186ZM198 74H202L201 76H199L198 77ZM204 74V75H203ZM210 74H212V76H210ZM233 74V75H232ZM244 74L246 75V76H244ZM257 74H259V75H257ZM149 75H150V77H149ZM158 75V76H157ZM163 75V76H162ZM179 77H178V76ZM195 75H197V76H195ZM234 77H232V76ZM243 76V78H241V77H239V76ZM248 75H250V76H248ZM139 76H141L142 77V79H141V77H139ZM154 77V78H152L151 79V77ZM161 78H160V77ZM168 76H171V77H168ZM174 76V77H173ZM186 78H185V77ZM203 76H204V78H203ZM210 76V78H208ZM230 76V77H229ZM263 78L262 80H261V78ZM263 76V77H262ZM166 77V78H165ZM183 78V79H181V78ZM206 77V78H205ZM217 77V79H215ZM226 77H227V79H226ZM232 77V78H231ZM237 77H239V79L236 78ZM246 77L248 78L247 80H249V81H247L246 80ZM251 79H250V78ZM159 78V79H158ZM165 78V79H164ZM168 78V79H167ZM171 80H170V79ZM175 78V79H174ZM177 78H178V80H177ZM201 78H202V80H201ZM208 78V79H207ZM212 78V79H211ZM230 78V79H229ZM157 79V80H156ZM200 80V81H197V80ZM214 79L215 80H217V81H215V82H219V84L221 83V85H219L218 83L216 84L215 82H213L214 81ZM234 81H233V80ZM253 79V80H252ZM152 80V81H151ZM156 80V81H155ZM160 80V81H159ZM164 80V81H163ZM174 80V81H173ZM227 81L226 83H225V81ZM237 80V81H236ZM240 80V81H239ZM247 81V83L248 84H250V85H248L246 82H244V81ZM256 80V81H255ZM260 82H259V81ZM137 81V82H136ZM149 81V82H148ZM157 81L158 82H161V83H158L157 84ZM168 81V82H167ZM169 81H172V82H170L169 83ZM178 81V82H177ZM186 81H188V82H186ZM189 81H190V83H189ZM209 81V83L208 84H206L207 82ZM231 81V82H230ZM241 83V81H242V85L239 83V82ZM252 81V82H251ZM259 82V83H257L256 84V82ZM164 82V83H163ZM222 82H223V84H222ZM233 82V83H232ZM245 84H244V83ZM154 83V84H153ZM172 83V84H171ZM180 84V85H182L183 86V90L181 89L180 90V88H182V86H179L178 84ZM198 83V84H197ZM204 83H205V87H204ZM213 85L214 83V86H212L211 84ZM225 83V84H224ZM252 83V84H251ZM261 83V84H260ZM189 84V85H188ZM192 84H194V85H192ZM230 84H231V86H230ZM233 84V85H232ZM247 84V85H246ZM3 85V86H2ZM71 85L72 86H75V84L73 85L72 83H71ZM169 85V86H168ZM238 85H239V87H238ZM242 87H241V86ZM259 85V86H258ZM2 86V87H1ZM71 86V89H70V94L71 95H68V97H70V96H74V94L76 93V90H75V88L76 87H72ZM155 86V87H154ZM166 86V87H165ZM172 86H174V87H172ZM193 86H197V88L196 87H193ZM200 86V89H202V90H200V89H198V87ZM209 88H208V87ZM216 86V87H215ZM227 86V88H224V89H222L223 87H226ZM245 86V87H244ZM246 86H248V87H246ZM250 86H252V88H250ZM253 86H254V88H257V87H259V89L257 88V89H254L253 88ZM164 87V88H163ZM187 87H188V89H187ZM212 87V88H211ZM236 87V88H235ZM244 87V88H243ZM162 88V89H161ZM191 90H190V89ZM196 88V89H195ZM205 88V89H204ZM207 88L208 89H210L209 91H207ZM213 88H214V90H218V88H219V91L221 90V92H218L217 90L214 92L213 91ZM241 88L242 89H244V90H246V92L243 90V92H245V94L242 92V90H241ZM246 88V89H245ZM249 88V89H248ZM172 89H173V91H172ZM187 89V90H186ZM203 89H204V91H203ZM228 89V90H227ZM157 90V91H156ZM170 90V92H168ZM177 90H179L180 92H181V95H180V93H179V91H177ZM189 90H190V92H192V94L189 92ZM198 90H200V91H198ZM207 92H206V91ZM247 90H248V92H247ZM257 91V92H253V91ZM73 91H75V92H73ZM167 91V92H166ZM182 91H183V94H182ZM186 91V92H185ZM211 91H213V92H211ZM227 91V92H226ZM235 91V92H234ZM239 91H240V93H239ZM251 92V94L253 95H251V94H249L250 92ZM262 91V92H261ZM98 92V91H97ZM96 92V93H97ZM151 92H153V93H151ZM165 92V93H164ZM184 92L186 93L185 95L186 96H183L184 95ZM194 92H195V94H194ZM209 92V97H207V96H204V95H207V93ZM230 93V95H229V93ZM261 92V93H260ZM157 93V94H156ZM161 93V95H159ZM177 93V94H176ZM198 93V96L196 95ZM200 93H202V95H200ZM218 93V94H217ZM219 93H221V94H219ZM256 93H257V95H256ZM180 95V98H179V95ZM215 94V96L216 97H214V98H216V99H219L217 102L215 101V99H212L213 98V95ZM240 94V95H239ZM259 94H262V97H261V95H259ZM170 95V96H169ZM178 95V96H177ZM191 95V96H190ZM226 95V96H225ZM237 95V96H236ZM243 95H244V97H245V99L243 98ZM158 96H160V97H158ZM161 96H163V98L161 99ZM204 96V97H203ZM220 96V97H219ZM222 96H223V98H222ZM242 96V97H241ZM248 96V97H247ZM256 96V97H255ZM258 96V97H257ZM70 98L69 100H68V98L66 99V100H68L69 101V103H70V100H71V102H72V104L74 103L73 101L75 100H77L75 97H79V96H76V94H75V97H73V98ZM142 97V96H141ZM177 97V98H176ZM187 99H186V98ZM190 97H191V100L189 101V99H190ZM195 97V98H194ZM196 97H198L199 99H200V101H199V99L198 98H196ZM218 97V98H217ZM235 97H237V98H235ZM251 97V98H250ZM261 97V98H260ZM75 98V99H74ZM166 98V99H165ZM173 98V99H172ZM185 98V99H184ZM193 98H194V101L192 102V100H193ZM210 98V99H209ZM226 98V99H225ZM233 98H234V100H233ZM246 98L249 100V98H250V100L248 101L247 100V102L245 101L246 100ZM255 98V99H254ZM156 99V100H155ZM196 99V100H195ZM213 101H212V100ZM223 100V102H221L222 100ZM238 99V100H237ZM157 100H159V101H157ZM176 100H179V101H176ZM206 100H208V101H206ZM210 100V101H209ZM227 100V101H226ZM257 101V100H259L261 103L259 104V101H257V103H255L254 101ZM262 100H263V102H262ZM80 101H82V103H83V98H78V104H80V105H82L81 104V102ZM173 101V102H172ZM185 101V102H184ZM190 103H189V102ZM204 101V102H203ZM206 101V102H205ZM215 101V103H213ZM224 101H226L225 103H224ZM232 101V102H231ZM239 103H238V102ZM80 102V103H79ZM160 102V103H159ZM163 102V103H162ZM198 102H199V104H201L200 102H202V105H200V106H203V104L204 103H206V105L204 104V106L202 107V108H200V106H199V104H198ZM210 102V103H209ZM219 102V103H218ZM251 102H253V103H251ZM86 103V102H85ZM84 103V104H85ZM152 103V104H151ZM165 103H166V105H165ZM176 103H177V105H176ZM182 103H185V104H182ZM187 103V104H186ZM211 104V106L209 105V104ZM212 103H213V107L214 108H212ZM217 103V104H216ZM221 103H222V105H224L223 107H221L222 105H221ZM236 103V104H235ZM241 103V104H240ZM246 103V104H245ZM3 106H4V108H6V110L4 111V114H7V116L8 117H13V116H16V113H18L19 115V118H20V116L22 117L23 115H22V113L18 110L19 108L16 106H12L9 102H5V103H1ZM76 102H75V106H76ZM189 104V105H188ZM196 104V105H195ZM216 104V105H215ZM229 104V105H228ZM235 104V105H234ZM238 104L240 105V106H238ZM243 104H245V107H244V105ZM250 104V105H249ZM252 104V105H251ZM256 104H258L259 105V107L260 108H258L257 106H256ZM149 105V106H148ZM164 105V106H163ZM193 105V106H192ZM195 105V106H194ZM199 107H198V106ZM209 106V108H207L208 106ZM237 105V106H236ZM78 106V105H77ZM165 106H166V108H165ZM174 106H175V108H174ZM180 106V107H179ZM184 106V107H183ZM192 106V107H191ZM216 106H218V107H221V108H216ZM250 106V107H249ZM253 106V107H252ZM177 107H179V108H181V109H179V112H177L178 111V108ZM190 107V110L188 109ZM193 107H194V109H193ZM196 107V108H195ZM205 107V108H204ZM242 108V110H241V108ZM139 108V109H138ZM155 108L157 109V110H155ZM165 108V109H164ZM171 108V109H170ZM177 108V111L175 110ZM205 110H204V109ZM207 108V109H206ZM228 108V109H227ZM233 108H239V109H233ZM244 108H245V110H244ZM248 110H247V109ZM262 108V109H261ZM194 110V112H193V110ZM197 111H196V110ZM203 109V110H202ZM209 109V111H206V110H208ZM213 109V110H212ZM215 109H217V110H220L219 112L221 113H219L217 110H215ZM227 109V110H226ZM234 111V113L235 112H237V114L238 115H236L237 117H238V121L240 122V119H244L243 117H245L244 115H240V113L241 114H245V112L246 111H248V114H247V112H246V117H245V120H243L242 121V123L244 122L245 124L246 123H248L249 122V124H247V126L249 127V129H250V125H254L255 123H256V125H254V126H252L251 128L253 129V133H254V130H255V132H257V133H254L255 135H254V137H252V138H250V137H248V134H245V133H247L246 132V127H242L241 126V124H237V117L235 116V114L234 115H230V114H232V112H230V111H232V110ZM144 110V111H143ZM165 110V111H164ZM168 110V111H167ZM170 110H171V112H170ZM186 110V111H185ZM187 110L189 111V112H187ZM230 110V111H229ZM237 110V111H236ZM258 110L260 111V112H258ZM161 111V112H160ZM192 111V112H191ZM202 111H203V114H202ZM215 111V112H217L218 113V115H219V119H218V115H216V113L213 112ZM227 111H229V112H227ZM262 111V112H261ZM141 112V113H140ZM176 112H177V114H176ZM182 112H186L189 116H194V117H192V124H190V126L189 127H191V126H194L195 125V120L197 121V123H196V128L195 127H192V128H188V126L186 125V127L184 126L185 125V123H184V120H183V118L187 115L186 113H185V115H184V113H182ZM197 112V113H196ZM200 112H201V114H202V117H203V115L205 116V114L207 113V117H204V119L202 120L201 119V114H200ZM205 112V113H204ZM243 112V113H242ZM156 113H157V115H156ZM161 115H160V114ZM164 113V114H163ZM199 113V116H197V114ZM210 115H209V114ZM222 113H223V115H222ZM262 113V114H261ZM21 114V115H20ZM151 114V115H152ZM167 114V115H166ZM176 114V115H175ZM180 114V115H179ZM214 114H215V116H214ZM224 114H225V116H224ZM250 114V115H249ZM127 115H130V112H128L127 113ZM164 115H165V117H164ZM183 115V116H182ZM227 115V116H226ZM228 115H230L231 117H229V121H228ZM255 117H253V116ZM259 115V116H258ZM6 116V115H5ZM139 116V117H140ZM148 116H150L149 114H148ZM161 116V117H160ZM178 116V117H177ZM182 116V117H181ZM214 116V117H213ZM222 116H224V119H223V117ZM236 118H235V117ZM243 116V117H242ZM251 116H252V118L254 119L253 120V122L251 121L252 120V118H251ZM262 116V117H261ZM26 117V119H25V122H24V124H26V127L28 126V128H29V130L30 129H32L33 128V125H32V123H28V120H29V118L28 117H31V115H29V114H27V112L25 113V115H24V118ZM127 117V116H126ZM125 117V119H124V121L125 122H123V123H127V126H129V128L128 129H131L132 128V125H131V120H128V122H126L127 120V118ZM140 117V118H141ZM181 117V118H180ZM200 118V119H198V118ZM213 117V118H212ZM220 117H221V119H220ZM227 117V118H226ZM239 117H241V118H239ZM160 118V119H159ZM164 118V119H163ZM195 118V119H194ZM197 118V119H196ZM211 119V120H208V122H209V124H207L206 122H207V119ZM215 118V119H214ZM217 118V119H216ZM248 118V119H247ZM128 119H129V117H128ZM176 119V121L174 122V120ZM236 119V120H235ZM257 119H258V121H257ZM260 119V120H259ZM153 120H151V121H153ZM202 120V121H201ZM214 120L216 121V122H214ZM232 120H235V121H237V122H234V121H232ZM256 120V121H255ZM178 121V122H177ZM205 121V122H204ZM210 121H211V123H210ZM214 123H213V122ZM230 121H232V122H234V123H230ZM179 122H181V123H179ZM198 122H200V123H198ZM201 122H203V124L205 125H203ZM229 122V123H228ZM260 122V124H258ZM72 124L74 123L75 124V122H71ZM122 123V124H123ZM178 123H179V125H178ZM219 123V124H218ZM228 123V124H227ZM243 123V124H244ZM194 124V125H193ZM200 124V125H199ZM227 124V125H226ZM230 124L232 125V127L233 126H235V128L233 127H231L230 126ZM238 125V127L240 128V129H238V127H237V125ZM258 124V125H257ZM178 125V126H177ZM198 125H199V128H198ZM202 125V126H201ZM262 125V126H261ZM131 126V127H130ZM180 126H181V128H180ZM229 126L231 127V129L230 130H233V131H230V130H227V129H229ZM245 126V125H244ZM263 128H261V127ZM184 127V128H183ZM203 127V131H202V128ZM206 127V128H205ZM215 127V128H214ZM257 127V128H256ZM258 127H260L259 129H258ZM94 128V127H93ZM93 128H92V130H93ZM237 128V129H236ZM255 128V129H254ZM95 130H93L94 132L93 133H96V132H98L99 133V131H97L98 130V128L97 127H95L94 128ZM162 129H160V130H162ZM180 129V130H179ZM187 133V134H185V132L183 131V130ZM192 129V130H191ZM194 129V130H193ZM206 129V130H205ZM220 129H223L224 130V132H222L223 130H220ZM234 129H236L237 130V134H235L234 133V131L236 132V130H234ZM186 130H188V131H186ZM190 130H191V132H190ZM199 133L200 131L202 132H200L199 134H196V133H194V132H196V131ZM228 131V133H226L227 131ZM257 130V131H256ZM177 131H179V132H177ZM180 131L182 132L183 131V133H182V135L180 134ZM192 131H193V133H194V135H195V137L192 135ZM221 131V132H220ZM226 131V132H225ZM232 132L233 133V135H231L230 134V132ZM239 131V132H238ZM243 131V132H242ZM245 131V132H244ZM28 132H30V131H28ZM217 132V131H216ZM178 133V134H177ZM189 133H191V134H189ZM223 133V135H221ZM164 134V133H163ZM172 134H174V138H173V135ZM176 134V135H175ZM184 134V135H183ZM207 134H209V133H207ZM226 134H228L227 135V137L225 136ZM240 134H241V136H243L244 138H242V137H239L240 136ZM257 134H259L258 136H257ZM262 134V135H261ZM99 135H100V133H99ZM189 135V136H188ZM191 135V136H190ZM197 135H199V136H197ZM236 135H238V136H236ZM179 136L181 137V138H179ZM200 136H203L204 137V141H203V143H206V146L208 145V148H206V146H205V144H203V143H201V141L203 140V138L201 137L200 138ZM237 139L238 138V140H236L235 142H234V137ZM256 136V137H255ZM260 136V137H259ZM261 136L263 137L262 139H261ZM194 137V138H193ZM198 137V138H197ZM233 137V138H232ZM257 137H259V138H257ZM178 138V139H177ZM192 138L193 139H195V140H192ZM197 138V139H196ZM228 138H229V140H228ZM253 139V141L254 142H256V143H253V141L252 140H250V139ZM182 139H183V141H182ZM199 139V141H200V143H199V141H197V143H195L196 142V140H198ZM240 139H241V141H240ZM243 139V140H242ZM258 139V140H257ZM259 139H261V140H263L262 142H260L259 141ZM177 140H179V142L177 141ZM187 141V142H185V141ZM189 140V141H188ZM205 140H207V141H205ZM245 140V141H244ZM192 141V142H191ZM99 141H97V143H98ZM180 143L179 145H176V144H178V143ZM182 142L184 143L183 145H185V146H183L182 145ZM244 142H246V144L244 143ZM261 143V144H258L257 145V143ZM193 143V144H192ZM199 143V144H198ZM212 144V146H211V144ZM243 145H242V144ZM102 144V143H101ZM100 144V145H101ZM175 144V145H174ZM190 146H189V145ZM200 144H202V146H200ZM247 144H248V146L249 145H251V146H253L252 148H251V146H249V147H247ZM254 144V145H253ZM255 144H256V146H255ZM183 146V148H182V146ZM204 145V146H203ZM211 147H210V146ZM220 145L221 146H223V144L222 143H220ZM219 145V146H220ZM238 145H240V146H242L243 148H241L240 146H239V149H238ZM262 147H261V146ZM102 146V145H101ZM177 146V147H176ZM193 147V150H191V148L189 149V147ZM234 146V145H233ZM13 147V148H12ZM11 148H12V152H10L9 154L7 153H5V154H3V152H0L1 154H0V156H1V162H0V216L1 215H5V213H7V212H11V214L9 213V215H8V213L6 214L7 216H11V220L13 221V219H19V220H22V221H28V213H29V211H30V208H32L34 211H35V207H37V205H38V199L35 197V195H34V193H32V192H34V189L33 188H35V187H31L32 186V184H30L29 183V181H30V179H29V176H28V174H27V172H26V170L24 169V168H22L18 163H17V161H14V159H13V157H12V154H14V152L16 151V148H14V146H12ZM165 147V146H164ZM200 147H202L201 149H200ZM204 147H205V149H204ZM258 147H261V148H259V149H262V151L261 152H259L260 150L259 149H257ZM99 148H101L100 146H99ZM183 151H181L180 149ZM194 148H195V150H194ZM197 148V149H196ZM220 148L221 147H219L218 149L220 150ZM250 148H251V150H250ZM162 149H163V151H164V148H163V146H161L160 147V150H158V152L160 151V153L159 154H161V153H163V151H162ZM168 149V148H167ZM183 149H185V150H183ZM189 149V150H188ZM199 149V150H198ZM212 149V150H211ZM247 149V150H246ZM254 151H253V150ZM257 149V150H256ZM100 151H99V153H101L102 151H101V149H99ZM187 150H188V152H187ZM191 150V151H190ZM204 150H205V152H204ZM219 150L218 151H216L217 153L219 152ZM233 150V151H232ZM234 150H236V151H234ZM246 150V151H245ZM171 151H172V149H171ZM180 151L182 152V155L183 156H185L184 157V160H183V157H182V155H181V153H180ZM195 151V152H194ZM200 151H201V153H200ZM240 151V152H239ZM158 152L156 151V153L158 154ZM193 152H194V154H193ZM204 152V155L202 154ZM215 152V153H216ZM232 152H235V153H232ZM238 152L240 153V154H238ZM245 152V153H244ZM246 152H247V154L248 153H250V154H252V155H250V154H246ZM257 152L259 153L258 155H257ZM23 153V156H27L28 155V152L27 151H23L22 152ZM149 154V151L147 152L146 151V155H148ZM185 153H187V154H185ZM194 155L193 157H192V154ZM196 153H197V155H196ZM214 153V155L213 156H215L216 154ZM222 153V152H221ZM244 153V154H243ZM261 153H262V156H260L261 155ZM144 154V153H143ZM142 154V155H143ZM156 154V155H157ZM181 156H180V155ZM191 154V156H189ZM224 154V153H223ZM235 154V155H234ZM237 154V155H236ZM255 154L257 155V156H255ZM145 155V154H144ZM191 157V158H188V159H186V157ZM203 155V156H202ZM219 155V154H218ZM241 155V156H240ZM242 155H244V156H246L247 155V157H244V156H242ZM250 155V156H249ZM254 155V156H253ZM149 156V155H148ZM151 156V155H150ZM159 156V155H158ZM195 156H198V157H196V158H194ZM220 156H222V154L221 155H219V157ZM248 156H249V158H252V160H256V163L254 162V161H250L249 160V158H248ZM147 157V156H146ZM144 158L143 160L145 161V159L147 160V162L145 163L144 161H143V163L144 164H142V162L140 161V165H139V163L137 164V166L139 165V167L141 168V166H142V169H143V166H145L144 167V169L148 172V173H151V174H155L154 172H150V169H151V166H152V162H148V161H151L153 158L151 157H147V158ZM260 158V160L259 159H256V158ZM15 158V157H14ZM150 158V159H149ZM192 158H194V160L196 159V160H199L200 158V160L199 161H193L192 160ZM246 158H248V160H246ZM254 158V159H253ZM176 159H179V160H176ZM191 161H190V160ZM207 159V158H206ZM186 160H187V162L188 163H185L186 162ZM242 160H243V162H242ZM258 160V161H257ZM179 161V162H178ZM181 161V162H180ZM185 161V162H184ZM249 161V164L247 163ZM191 162H192V165H191ZM194 162V163H193ZM251 162H253L252 163V165L250 166V164H251ZM1 163H3V164H1ZM150 165H149V164ZM179 163V164H178ZM126 164V163H125ZM136 164H135V162H134V165L132 164L131 166H129L130 164L129 163H127L125 166H126V168H127V170L128 169H130V167H131V169L134 167H136ZM142 164V165H141ZM182 166V167H180L179 168V166ZM180 164H182V165H180ZM183 164H184V166H183ZM188 164H189V166H188ZM196 166H194V165ZM253 164H256V165H253ZM128 166V167H127ZM147 166H150V167H147ZM177 166V167H176ZM190 166H193V167H191L190 168ZM254 166V168H252ZM147 167V168H146ZM220 167V166H219ZM223 166H221L220 168H222ZM175 168V171L173 170ZM177 168V169H176ZM187 168V169H186ZM188 168H189V170H188ZM194 168V169H193ZM196 168H197V170H196ZM181 170V172L179 171V170ZM193 169V170H192ZM152 170V169H151ZM173 170V171H172ZM188 170V171H187ZM192 170V171H191ZM179 171V172H178ZM187 171V173H185ZM190 171H191V173H190ZM195 171V172H194ZM198 171V172H197ZM220 172V170H219V168H217L216 169V172H215V175H218V173ZM245 171V170H244ZM244 171L243 172H241L240 174H242V173H244ZM142 171H140L138 174L139 175H141L142 173H141ZM224 172H226V168L225 167H223L222 168V170H221V173H224ZM178 173H179V175L180 176H178ZM188 173H189V176H188ZM196 173V174H195ZM184 174V175H183ZM185 174L187 175L186 177H185ZM194 174V175H193ZM175 177V180H179L180 178L183 180H179V181H175V180H173V178ZM182 176V177H181ZM195 177V178H194ZM228 176H227V174H225L224 176H221V179L223 180V178L225 179L224 180V186H227L225 183L227 182L228 183V178H227ZM221 180V181H222ZM193 181V180H192ZM220 181V183L218 184L219 185V187H224L223 185H222V183L223 182H221ZM26 185H28V186H26ZM220 185H222V186H220ZM31 188V189H30ZM225 188V187H224ZM33 190V191H32ZM156 191H157V189H156ZM230 192H232V191H230ZM157 193V192H156ZM155 193V198L157 199V198H160L159 200H156L155 198L153 199V205H155L156 206V208L158 209V210H162L161 211V213H162V215H163V218H164V221H169L167 224L168 225H165V229H164V225H162L163 227H161V232H162V235H163V233H166L167 232V230H168V228L167 227H171L172 225H174V223L175 222H177L178 221V217L180 216V215H176V209L174 208V206H175V204L173 203L174 202V199H172V203L170 202V200H171V196H169L168 195V193H166V192H163L162 190L160 191L159 190V194H160V196L158 195V193L156 194ZM162 193V194H161ZM165 193V194H164ZM229 193V192H228ZM228 193H226L225 195L227 196V198H229V196L230 197H233L234 196V192H233V196H231L230 194H228ZM205 194V193H204ZM7 195H14L16 198L13 200V202H11V201H6V200H4V199H7L6 198V196ZM165 195H168L169 196V198H168V196H165ZM166 198V202H165V198ZM18 198V199H17ZM162 198H163V200H162ZM187 199H188V196L186 197ZM169 199V200H168ZM185 199V198H184ZM186 199V200H187ZM4 202V204L2 203V201ZM24 200L26 201V203L24 202ZM155 201H157V202H159L160 204H161V202L160 201H162V203H165V204H163L162 206L158 203H156ZM167 201H169L170 203H168ZM15 202V205H13V203ZM245 202V201H244ZM156 203V204H155ZM171 204V205H170ZM173 204H174V206H173ZM1 205H2V207H1ZM5 205H8V206H5ZM11 205V206H10ZM159 205V207H157ZM170 205V206H169ZM3 206L4 207H6V208H4L3 210H2V208H3ZM9 206L11 207V208H9ZM162 207H163V209H162ZM167 207L169 208V209H167ZM161 208V209H160ZM164 208H165V210H164ZM170 208L171 209H173V211L172 210H170ZM156 209V210H157ZM6 210H7V212H6ZM12 210V211H11ZM164 210V211H163ZM166 210H168L167 212L169 213V215H168V213L167 212H165ZM170 211V212H169ZM4 212V213H3ZM174 212H176V213H174ZM222 212V211H221ZM220 212V213H221ZM170 213H171V215H170ZM166 215V216H165ZM22 216V217H21ZM169 216V217H168ZM170 216L172 217L171 219L173 220H168V218L170 219ZM176 216H177V218H176ZM46 218V220L48 219L47 217H45ZM167 218V219H166ZM175 218L177 219L176 221H175ZM179 218H181V217H179ZM220 218V217H219ZM221 218H222V216H221ZM226 219V218H225ZM221 220V219H220ZM36 222H34V221H32V223H31V226H32V228L30 229V230H32V231H29V232H26L25 233V231H24V233L26 234V236H27V239H26V236L23 234V235H20V236H18L19 238H16V240H14V241H19V242H21V243H19V242H14V241H12V242H10V245L9 246H6V245H3L2 244V238H3V231H4V228H0L1 230H0V264H2V262H3V264H4V261H5V259L7 260H10L9 258H12V257H10V254L11 255H13V254H15V256H17V257H19L20 256V259H19V263L18 264H25V262L23 261V260H25V254H26V250H31V248H32V244H33V246L35 245V243H37V242H41V241H43L44 239H43V237L45 236L46 237V234H43L42 233V235H40V234H38L37 233V230L40 232H43L44 231V227H45V229L47 228L45 225H43V223H44V221L42 220V219H40V220H38V219H36L35 220ZM166 221V222H167ZM174 222V223H171V222ZM215 221V220H214ZM218 221V220H217ZM217 221H215V222H217ZM36 223V224H35ZM171 223V224H170ZM45 224V223H44ZM216 224V223H215ZM36 225V226H35ZM39 226V227H38ZM44 226V227H43ZM167 226V227H166ZM43 228V229H42ZM166 228H167V230H166ZM37 229V230H36ZM43 231H42V230ZM243 229H244V227H243ZM246 229V228H245ZM46 231H47V229H46ZM45 231V232H46ZM164 231V232H163ZM247 231V230H246ZM23 232V231H22ZM48 232V231H47ZM160 232V233H161ZM31 233V234H30ZM35 235V236H34ZM25 237V238H23V237ZM38 236V237H37ZM28 237H29V239H28ZM31 237V238H30ZM35 237V238H34ZM21 239V240H20ZM28 240V241H26V240ZM34 239H35V241H34ZM38 239V240H37ZM40 239V240H39ZM24 240H25V242H26V244H22V243H25L24 242ZM44 242V241H43ZM13 243V244H12ZM18 243V244H17ZM27 243H29V245L27 244ZM12 244V245H11ZM15 244V245H14ZM22 246L21 247V251L19 250V248H20V246ZM14 247V250H13V247ZM28 246V247H27ZM5 247H8V248H6L5 249ZM23 247H27V248H23ZM18 248V249H17ZM23 248V249H22ZM11 249H12V251H11ZM15 249L17 250V252L15 251ZM25 249V250H24ZM8 250V251H7ZM10 251V252H9ZM14 251L16 252V253H14ZM20 251V252H19ZM25 253H23V252ZM246 251V250H245ZM7 252V253H6ZM10 254H9V253ZM33 252V251H32ZM18 253V254H17ZM6 254V255H5ZM21 254H23L22 256H21ZM27 254H29V253H27ZM243 254V256L241 257V259H240V263L241 264H244V263H246L247 261H248V257H245V254L246 253H242ZM5 255V256H4ZM5 257V258H4ZM9 257V258H8ZM246 259H245V258ZM22 259V260H21ZM245 259V260H244ZM4 260V261H3ZM7 260V261H8ZM13 259H11V261H12ZM22 262H21V261ZM244 260V261H243ZM6 261V262H7ZM10 261V262H11ZM244 263H243V262ZM13 262V261H12ZM24 262V263H23ZM14 263V262H13ZM8 264H10V263H8ZM12 264V263H11Z\"/></svg>","mask_w":264,"mask_h":264}]
</instances>
